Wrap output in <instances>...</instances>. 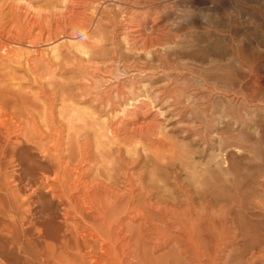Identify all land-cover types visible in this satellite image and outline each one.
<instances>
[{"label":"bare ground","instance_id":"bare-ground-1","mask_svg":"<svg viewBox=\"0 0 264 264\" xmlns=\"http://www.w3.org/2000/svg\"><path fill=\"white\" fill-rule=\"evenodd\" d=\"M150 3L0 0V264L244 262L231 247L235 237L226 235L224 208L199 207L187 198L179 207L149 202L124 156L134 136L144 134L139 141L149 139L150 147L159 141V131L156 140L152 134L160 129V106L176 95L165 89L143 94L134 81L126 89L109 77L112 63L129 54L133 69H151L139 57L161 56L167 41L176 38L175 16ZM161 57L155 69L165 68ZM69 70L75 74L67 77ZM182 93L188 101L196 96V91ZM78 99L110 116L118 102L124 105L120 115L116 110L117 117L104 122L95 110L81 113ZM177 104L168 107L175 110ZM122 114L143 120L132 121L128 132ZM91 132L103 138L94 148L97 155ZM260 258L263 251L253 252L244 264Z\"/></svg>","mask_w":264,"mask_h":264},{"label":"rangeland","instance_id":"rangeland-1","mask_svg":"<svg viewBox=\"0 0 264 264\" xmlns=\"http://www.w3.org/2000/svg\"><path fill=\"white\" fill-rule=\"evenodd\" d=\"M150 4L170 13L172 19L175 16L176 38L167 41L173 46L168 45L162 57L140 56L151 67L145 72L132 68L133 54L125 58L128 62L116 60L109 77L113 84L124 83L126 89L134 81L143 94L165 89L169 95H176L170 104L159 105L160 129L154 128L152 136L159 131L160 138L155 137L159 141L165 137L162 145L158 141L160 146L152 142L156 146L150 147L151 141L146 139L149 135L146 134L145 142H141L144 134L137 135L131 138L133 142L130 140L132 148L124 147V156L131 161L135 182L143 181L149 202L160 200L179 207L190 199L199 207L224 208L226 235L235 237L231 247L238 251L244 264L253 252H264V0H151ZM160 57L166 65L164 70L155 69ZM74 74L69 70L67 77ZM188 90L196 91L193 95L198 101L186 100L182 91ZM231 97L243 99L244 106L232 105ZM79 100L81 113L87 115L95 110L104 122L116 118L124 105L118 102L116 113L110 111V116L92 101ZM175 103L182 110L169 109L168 105L176 106ZM189 111H196L195 117ZM122 115L129 122L125 124L128 132L132 131V121L134 124L143 120L142 115L137 117L139 120ZM94 133L98 132H91L90 137L96 141L93 152L97 155L94 148L101 137ZM255 264H264V259Z\"/></svg>","mask_w":264,"mask_h":264}]
</instances>
